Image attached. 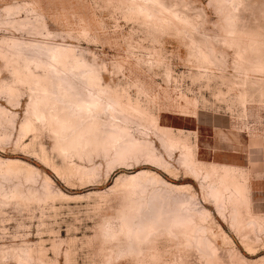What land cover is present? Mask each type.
<instances>
[{
  "label": "rangeland",
  "instance_id": "374dc122",
  "mask_svg": "<svg viewBox=\"0 0 264 264\" xmlns=\"http://www.w3.org/2000/svg\"><path fill=\"white\" fill-rule=\"evenodd\" d=\"M5 7L13 8L9 15ZM26 15L38 23L37 33L25 38L70 46L97 70L101 86L122 105L133 104L126 111L129 121H115L134 137L146 138L156 159L140 154L118 158L113 148L87 157L72 151L65 155L57 148L51 121L36 120L21 135L29 91L15 82L0 57V83L19 91L10 103L0 90V108L14 114L12 126L0 115V157L37 168L27 178L25 167L17 173L0 166V264H206L197 231L163 229L138 247L129 237L133 231H122L131 216L129 202L138 198L125 176L138 170L190 185L177 195L208 212L197 227H205L221 264H234L240 256L248 264H264V0H0V22ZM43 24L51 36L38 33ZM0 26V37L21 36L10 25ZM67 76L66 82L84 96L81 73ZM150 117L172 137L189 142L198 174L182 165L179 147L161 143L168 134L154 129ZM101 118L103 124L110 119ZM223 168L234 180L222 189V201L208 190ZM212 169L218 175L202 180ZM46 176L53 180L47 186ZM150 180L141 181L151 187L145 184L148 205L154 202L152 189L156 194L163 189L161 195L169 190ZM235 181L245 187L243 200L233 189ZM143 211L131 221L139 225Z\"/></svg>",
  "mask_w": 264,
  "mask_h": 264
},
{
  "label": "bare ground",
  "instance_id": "6f19581e",
  "mask_svg": "<svg viewBox=\"0 0 264 264\" xmlns=\"http://www.w3.org/2000/svg\"><path fill=\"white\" fill-rule=\"evenodd\" d=\"M145 1L156 2V0ZM157 3H159L160 6L162 5L160 2ZM12 10V7L4 8V12L7 15H9ZM142 11L143 13H146L145 10ZM7 19L8 17L5 18L3 22L1 21V25H10L11 27L9 28L16 30V32H19L21 36L10 35L0 37V57L6 62L7 65L10 66V70L13 74L15 82L25 85L27 90L29 91L28 107L19 124V133L21 135H25L28 131H30L32 129L33 123L36 120L46 122L51 121L56 124L53 132L55 134L54 137L56 138L57 148L61 153H65V155L68 152H74L78 156L84 154L87 157V154H90L91 151H99L102 149L105 151L113 148L118 158H128L130 156L140 154L144 155V157H150L149 159H156L155 155L153 154V152L155 151L151 148V145H149L150 143L146 140V138L141 137L139 139L134 137L129 132V128L127 126L121 125L115 121V118L117 117L125 119L126 121H129L131 119L132 116L127 114L126 111L129 107L134 106L129 100L126 101L125 105H122L120 99H118L115 94L110 92V90L106 87L101 86L99 84L100 75L97 70L86 64L83 61L82 57L77 56L74 53V49L70 46L62 43L48 42L46 40L25 38V34L33 36L37 33V29L34 27V24L38 23L36 17L26 15L22 18H12L11 20ZM38 31V33L43 36H51V33L47 30L44 24ZM68 63L72 64L71 69H68ZM72 69H74L75 71H73ZM38 70H43V73L37 72ZM79 72L83 76L82 83L83 90L85 91V95H82V97L79 96L76 86L72 84L73 82H66V78H68L67 75L78 77ZM52 77H54V79ZM53 89H55V91H53ZM0 90L5 92L8 102L12 103L13 100L18 99L19 91L15 86H13V84L1 82ZM56 92L57 95L54 97L53 94H56ZM58 96L63 101H61V99L59 100L57 98ZM135 110L137 111L136 108ZM0 115L6 123L10 124L11 126L13 125L14 114L8 116L7 111H5L3 108H0ZM101 115H105L110 118L109 120H107L106 124H103ZM149 120L150 125L153 126L154 129H157V131L159 130L162 133L163 137L167 136L168 134L167 138L164 137L163 139H161L162 137L158 136L161 139V143H163L165 147L168 146V148L176 146V148L179 147L181 149V152L179 150L181 154L180 158L182 156L181 163L183 162L185 166L188 167V169L185 166L184 167L189 172L195 173L196 175V173L200 171V165H198L199 163H195V159L192 160L193 154L191 151V146L190 144H188L189 142L172 137L171 134H169L170 131L167 130V127L158 126V122L151 117L149 118ZM162 140L167 141V143L165 144ZM158 161L160 162L162 160L160 159ZM183 163L182 165H184ZM0 166H5L6 168H9V170L15 171L17 173H19L21 169H24L25 167L26 172L28 173L27 178L32 177V171H37V168L35 166L14 158L0 157ZM223 170L225 172L217 176V179H215L216 181L218 180V183L214 180L216 184L213 183L214 186L213 184H211V187H213L212 189L208 187L211 182L208 183L209 185L207 186L208 189L212 190H208V192H212L211 195L214 196L215 200H218V198L221 196L220 193L223 191L222 189L225 190L227 182L232 181L233 183L234 180H231V174L227 172V169L223 168ZM215 173L217 172H215L214 169H212L211 172L207 171L202 177V180H206L205 178H209L211 174H213L214 176ZM147 176H151L152 178H147ZM125 177H127L126 179L128 180V185L132 186V190L130 189V192H132V194L138 193V198H136V200L132 198L129 202V211L131 212V216L130 218H128L129 220L122 223V231H125V233H131L133 231L131 233L132 236H129L131 237L130 240L133 238V241H135L136 245H148L147 240L149 239V237L157 235L163 229L168 233L174 232V228H177L179 233H183L186 232V230H189V234H193L195 231H197L198 234L196 238L198 244L202 243L203 241L202 248L205 252L204 255L206 257V264H221V260H219L221 254L218 255L219 251L216 249V245L212 242L210 236L207 237L204 235L206 231L205 227H197V225H199V221L204 220V216L208 212H204L205 210L199 212V210H197L194 205L193 207L190 204L188 199H183V197L181 198L179 195H177V193L179 194L180 192H182V190L189 189L190 185L170 183L157 174H151V172L148 170H138ZM197 177L199 176L197 175ZM145 178L149 180L151 179V184L161 182V184L169 188L168 191L166 190L167 192L164 190V192H166L167 194L162 193L163 195L165 194L164 196L161 195L163 189L159 188V190L157 188L160 194H156L155 189H152V192L149 193L152 194L151 199L154 200V202L152 201L153 203L149 205L148 201L146 199H143L144 196H148L145 195V193L146 191H148L147 185H149L150 183L149 180L146 181L147 179ZM141 181H146L149 183L144 182L145 184H147L145 185L141 183ZM44 182L47 186V184L53 182V180L49 176H46ZM232 183H230V188L232 187ZM156 186L157 185H155V187ZM233 186V189L235 190L237 196H239L240 198L242 197L243 200V198H245L244 196H246L244 195V185L239 181H235ZM230 193L231 192H229V195L227 193L228 196L226 197H229V200H232L233 202V199H230ZM183 196L184 198H186L185 195ZM231 196L234 198L233 194ZM237 199L238 198L236 197V200ZM215 200H213L214 203H216ZM221 200L219 201L221 202ZM242 200L239 199V201ZM155 203H157V208L154 206ZM222 203L218 204V206L222 205ZM237 204L238 201L235 205ZM153 207H155L156 210L153 209ZM237 207L234 208L236 215L239 213L237 211ZM239 207H241V205ZM141 208L145 209V212L143 211L144 214L140 216V218H143L141 219L142 221L140 220L141 223L139 222L140 224L138 225L131 220L141 212ZM196 218L198 219V221H196ZM132 223H135L137 225L133 227ZM232 223L235 222L233 221ZM136 226H138V228ZM132 228H136V230H131ZM139 245H137V247ZM134 249H136V247ZM237 257L239 258V256ZM240 257L242 258L241 261L236 260L234 264H248L245 258H243L242 256Z\"/></svg>",
  "mask_w": 264,
  "mask_h": 264
}]
</instances>
